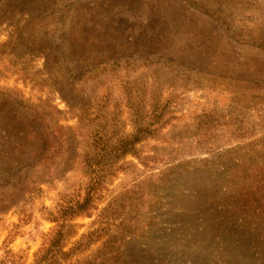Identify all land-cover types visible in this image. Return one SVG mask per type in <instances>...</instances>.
<instances>
[{"label": "rangeland", "instance_id": "obj_1", "mask_svg": "<svg viewBox=\"0 0 264 264\" xmlns=\"http://www.w3.org/2000/svg\"><path fill=\"white\" fill-rule=\"evenodd\" d=\"M230 26L264 33V0H0V264H90L109 247L127 264H264V231L237 221L224 242L196 221L264 139V51ZM154 110L160 131L134 147L147 165H112L98 210L55 238L94 132L113 151ZM245 212L264 228V195Z\"/></svg>", "mask_w": 264, "mask_h": 264}, {"label": "trees", "instance_id": "obj_2", "mask_svg": "<svg viewBox=\"0 0 264 264\" xmlns=\"http://www.w3.org/2000/svg\"><path fill=\"white\" fill-rule=\"evenodd\" d=\"M228 31L236 39L257 40V42H248L247 45L264 51L263 32H258L255 35L252 32H246L244 28L238 30L235 26H230ZM162 112L154 110L147 123L139 122L137 129L122 138L118 146L110 152L107 151L108 139L106 134L98 131L94 132L92 145L97 151L96 156L98 159L93 164L91 172H89V178L85 186L79 193L72 195L66 201L65 206L57 210V216L50 220L56 224L55 238L59 239L62 236V231L66 228L75 233L78 226L75 221L78 218H90L98 210L99 204L104 199L103 192L107 190V185L112 182L115 170H118V168L112 169V165L127 155H132L142 165H147V162H144L146 158L136 153L134 147L145 138H155L157 136L162 126L160 123ZM257 142L261 144L258 148L259 151H264V139L262 138L246 144L250 149L247 158H244L245 163L243 166L245 167L243 170H235V173L233 172L232 174V179L234 182L240 181V176H238L236 171L240 174V172L245 170L248 173V177L242 178L241 183H231L226 200L220 202L211 198L213 201L210 200L208 202V200L203 201L202 196L199 197L201 201L198 200L200 203L196 207V221L199 223L197 227L210 233H217V237L222 238L224 242L231 234L232 228H237L235 224L237 221H240V227L251 228V225H254V232L257 230L264 231L261 217L257 215L253 219H249L245 215V209L249 207L250 199L253 196L264 195V152L260 156L256 155L258 150H254V148L256 149ZM253 154L257 156L256 161L259 162L252 165ZM102 229L104 228H97L82 235L77 243L78 247H88L96 243L103 234ZM254 237L262 238L261 251L264 252V234L257 233ZM97 261H99L97 264H127L123 253L112 247H109L106 251L98 250L93 260H90L89 263L92 264Z\"/></svg>", "mask_w": 264, "mask_h": 264}]
</instances>
